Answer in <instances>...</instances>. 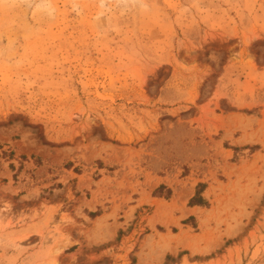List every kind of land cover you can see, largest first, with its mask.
<instances>
[{
	"label": "rangeland",
	"instance_id": "rangeland-1",
	"mask_svg": "<svg viewBox=\"0 0 264 264\" xmlns=\"http://www.w3.org/2000/svg\"><path fill=\"white\" fill-rule=\"evenodd\" d=\"M0 264H264V0H0Z\"/></svg>",
	"mask_w": 264,
	"mask_h": 264
}]
</instances>
